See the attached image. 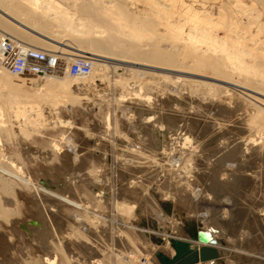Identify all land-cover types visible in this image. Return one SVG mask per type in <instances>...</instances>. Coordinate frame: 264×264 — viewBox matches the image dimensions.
<instances>
[{
  "label": "rangeland",
  "instance_id": "374dc122",
  "mask_svg": "<svg viewBox=\"0 0 264 264\" xmlns=\"http://www.w3.org/2000/svg\"><path fill=\"white\" fill-rule=\"evenodd\" d=\"M115 71L88 88L73 83L76 99L65 93L55 95L57 99L52 95L49 102L60 100L56 110L55 100L47 102V108L34 107L27 131L15 130L9 141L0 135V166L40 184L60 183L66 191H56L60 200L50 198L30 189V181L22 185L3 174L12 187L0 189V264H131L130 259L133 264H162L157 251L172 252L157 247L160 236L114 222L122 205L138 206L130 218L137 226L174 231L189 239L191 220L204 227L203 220L213 217L210 207L217 206L219 221L226 223L231 206L224 198L244 200L239 162L216 168L212 151L222 143L220 138L210 142L212 133H219L221 140L230 137L221 136L227 128L238 133V114L230 112L234 105L209 92L196 95L164 83L138 87L137 95L126 79L129 71L124 66ZM60 102L65 105L61 110ZM25 118L27 113L17 122ZM91 179L103 189L102 195L88 185ZM258 185L260 191H246L252 208L244 222L264 216V188ZM2 207L14 212L4 213ZM100 216L113 219L107 222ZM33 219L39 225L30 226L35 239L28 240L22 225ZM146 254L151 256L147 261Z\"/></svg>",
  "mask_w": 264,
  "mask_h": 264
},
{
  "label": "bare ground",
  "instance_id": "6f19581e",
  "mask_svg": "<svg viewBox=\"0 0 264 264\" xmlns=\"http://www.w3.org/2000/svg\"><path fill=\"white\" fill-rule=\"evenodd\" d=\"M0 35L53 52L58 62L56 69L39 74L13 73L0 67V135L4 141L11 140L15 130L27 131L32 123L29 113L49 102L52 95L69 94L76 99L73 83H85L84 88H88L87 84L108 78L109 70L115 73L118 66L129 71H125L126 79L137 95L141 87L164 83L198 95L209 92L234 105L230 112L238 114V133L227 128L221 136L230 137L221 140L219 133H212L210 142L220 138L222 143L212 151L216 168L239 162L244 200L239 203L233 196L220 200L229 199L231 206L226 223L219 221L217 206L210 207L209 216L213 217L203 220L202 229L217 239L211 244L221 250V255L217 262L198 264H264V216L249 222L243 217L252 208L246 191H254L258 184L264 188V0H0ZM56 101L60 100L53 105ZM60 103L57 107L61 110L65 105ZM23 113L27 118L17 122ZM3 174L22 185L30 181L28 187L37 193L62 198L49 189L55 186L48 182L41 185L24 179L5 166H0L1 190L12 187ZM88 185L94 187L96 195L103 194L92 179ZM10 210L4 209V213ZM137 211L136 204H124L113 221L148 235L156 233L161 239L157 247L169 249L173 255L171 238H186L175 236L174 231L137 226L130 220ZM99 218L107 222L113 219ZM170 220L178 226L174 217ZM31 225L38 226L39 221L22 225L27 231L22 235L28 240L35 239ZM188 238L192 246L203 243ZM148 258L151 256L144 255L145 261Z\"/></svg>",
  "mask_w": 264,
  "mask_h": 264
},
{
  "label": "built area",
  "instance_id": "2783aa9c",
  "mask_svg": "<svg viewBox=\"0 0 264 264\" xmlns=\"http://www.w3.org/2000/svg\"><path fill=\"white\" fill-rule=\"evenodd\" d=\"M0 67L13 73L39 74L56 69L58 62L53 52L0 35Z\"/></svg>",
  "mask_w": 264,
  "mask_h": 264
},
{
  "label": "water",
  "instance_id": "95a60500",
  "mask_svg": "<svg viewBox=\"0 0 264 264\" xmlns=\"http://www.w3.org/2000/svg\"><path fill=\"white\" fill-rule=\"evenodd\" d=\"M171 207L172 204L167 201L168 212H171ZM187 232L191 239L202 241V245L192 246L191 241L188 239L172 237L171 243L175 248L173 255H169L165 251H157L162 264H198L200 261L212 260L214 262L219 260L221 250L215 244H211L216 243L217 239L209 231L198 228L197 222L191 220L188 224Z\"/></svg>",
  "mask_w": 264,
  "mask_h": 264
},
{
  "label": "crops",
  "instance_id": "0c3cea01",
  "mask_svg": "<svg viewBox=\"0 0 264 264\" xmlns=\"http://www.w3.org/2000/svg\"><path fill=\"white\" fill-rule=\"evenodd\" d=\"M76 156V155H75ZM49 185H51V186H55V188H49V189H52L53 191H60L59 193H62L61 192V190H63V193H66V191H64L65 190V188H62V187H60L59 185H60V183H58V185H57V182L56 183H52V184H49ZM59 188V189H58ZM56 193H58V192H56Z\"/></svg>",
  "mask_w": 264,
  "mask_h": 264
}]
</instances>
